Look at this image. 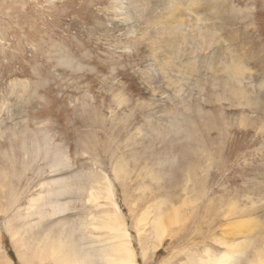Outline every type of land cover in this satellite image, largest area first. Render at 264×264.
I'll return each mask as SVG.
<instances>
[{"label": "rangeland", "instance_id": "1", "mask_svg": "<svg viewBox=\"0 0 264 264\" xmlns=\"http://www.w3.org/2000/svg\"><path fill=\"white\" fill-rule=\"evenodd\" d=\"M230 58L250 107L227 85ZM101 176L135 264H199L248 239L234 264L254 259L264 245V0H0V264H23L10 227L33 248L44 232L70 234L96 259L108 244L93 228L105 201L88 195ZM184 186L195 202L177 212L187 221L142 261L132 205L137 216L155 199L176 204ZM229 201L250 210V231L226 216Z\"/></svg>", "mask_w": 264, "mask_h": 264}, {"label": "bare ground", "instance_id": "2", "mask_svg": "<svg viewBox=\"0 0 264 264\" xmlns=\"http://www.w3.org/2000/svg\"><path fill=\"white\" fill-rule=\"evenodd\" d=\"M226 67H227L226 82L228 86L232 85L231 92L239 100H244L247 106L250 107L255 103V99L251 100V97L249 99L248 97H246L247 91L242 86V81L239 82V71L241 69V66L239 64H234L230 58L229 61L226 63ZM203 153H204L203 158L207 159V156L209 157V153H206V150H203ZM190 176L193 175H187L186 177L188 178H185L186 185L189 184L194 179L193 178L191 180ZM101 177H103V182L101 183V186L98 187L99 191L95 192L94 190H92L89 192L88 195L89 202L92 201L93 203H96L98 206L100 199H103V201H105L104 210L102 209V216L100 215L101 219H99L100 218L99 215H98L99 218H97L99 219V225L94 226L93 228L95 230L99 229L101 231H104L105 234L104 241H107L108 244L107 246L99 250V252L97 253L98 255L95 253V255H97L96 259L94 258L93 254L89 252L88 249H84L83 246L80 245L78 242H76V240L70 234L65 235L62 233L57 235L56 237H53L49 233L44 232V235L42 236L43 237L42 240H40V242L37 245H35L36 243H34V246L36 247L33 248V246L31 247L29 245L30 243L26 240L27 238H29V236H24L23 238L22 236L23 233L20 235V232L15 231L10 227L9 233L13 235L12 238L15 245L17 248L21 249L20 251H21L23 264H92V258L94 260H98L99 264H135L134 248L131 243V237L127 230V227L125 226V222L123 221L121 210L115 204V191H114L113 183L109 181L106 176H101ZM113 177L115 181L118 183L120 180L127 177L125 174V170L118 163L113 169ZM187 189L188 188L184 186L183 189L184 196L181 197V200H179L178 198V203L181 202L180 203L181 205L177 207L176 204L178 203L175 204V202H166V200L164 201L161 199H155V201L151 205L138 210L140 213H138L136 216L135 211L139 207L136 203L132 205L131 217L134 223L133 227L137 233L136 236L138 237V243L139 245L141 244L142 261L145 260L147 261L150 255L152 257L159 250L160 246L162 245L163 241L166 238L172 239V236L170 235V230L172 227L177 225L183 226L187 221L184 219H180L181 216L178 214L179 209H181L182 207L186 208L194 205L193 203H195L193 202L194 200L193 201L188 200L187 198L188 196L186 195ZM188 191L191 192L192 190L189 189ZM41 198H42L41 195L39 198H37V200H33L31 198L33 201H30L31 199L29 201L33 202V204H30L29 206H34L40 203L37 201H40ZM127 204L129 205V203ZM194 209L195 207H193V210ZM233 215H236L239 218L238 222L235 223L236 229L240 227H244V229H248L250 231L249 229L250 228L249 225L251 224V220L249 218L250 210L246 211L245 209H242L239 211L236 203L230 202L227 206L226 216L229 217ZM148 227H150L151 233L148 235L147 237L148 239H145L144 235L146 233V228ZM236 231L237 230H234V232ZM232 238H236V236ZM245 239H248V237ZM250 240L251 239H248V242H245L246 245L244 246V248L242 247L243 242L238 241V243H236L232 240L227 242L226 244L224 243L225 251L220 256L211 258L207 253L206 260L204 261L199 260V264H234V262L239 261L240 257L243 256L245 249H248L249 247L252 248V245H249ZM143 245L147 248H145ZM247 264H264V245L260 250L259 249L256 250L254 259L249 260Z\"/></svg>", "mask_w": 264, "mask_h": 264}]
</instances>
